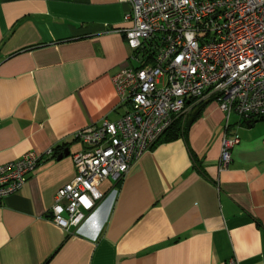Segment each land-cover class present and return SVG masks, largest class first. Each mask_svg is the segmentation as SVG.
I'll list each match as a JSON object with an SVG mask.
<instances>
[{
    "label": "crops",
    "instance_id": "0c3cea01",
    "mask_svg": "<svg viewBox=\"0 0 264 264\" xmlns=\"http://www.w3.org/2000/svg\"><path fill=\"white\" fill-rule=\"evenodd\" d=\"M118 0H0V164L53 155L0 202V264H264V119L235 115L240 141L219 170L224 113L212 98L187 132L155 144L77 231L49 217L75 175L74 133L126 109L112 81L135 64ZM195 103L191 104L192 107ZM68 149L69 153L58 158Z\"/></svg>",
    "mask_w": 264,
    "mask_h": 264
},
{
    "label": "built area",
    "instance_id": "2783aa9c",
    "mask_svg": "<svg viewBox=\"0 0 264 264\" xmlns=\"http://www.w3.org/2000/svg\"><path fill=\"white\" fill-rule=\"evenodd\" d=\"M134 65L116 71L112 81L125 112L103 118L74 133L86 148L72 155L74 177L57 189L49 217L77 231L129 167L150 150L172 121L190 105L212 98L224 113L219 170L228 167L239 143L229 134L234 113L240 119L264 117V0H118ZM53 155L27 151L0 164V202L17 192L26 177ZM225 264H240L232 256Z\"/></svg>",
    "mask_w": 264,
    "mask_h": 264
},
{
    "label": "trees",
    "instance_id": "16d2710c",
    "mask_svg": "<svg viewBox=\"0 0 264 264\" xmlns=\"http://www.w3.org/2000/svg\"><path fill=\"white\" fill-rule=\"evenodd\" d=\"M203 106L202 100L196 102L190 109L183 115L176 117L170 126H168L164 132L160 135L159 139L156 141L155 144H158L160 142L169 141L172 139H175L179 136L184 135L188 127L191 125V123L198 118V116L201 113ZM264 119V117L256 118V120ZM248 123H251L254 121V119H251L250 121L244 120Z\"/></svg>",
    "mask_w": 264,
    "mask_h": 264
},
{
    "label": "water",
    "instance_id": "95a60500",
    "mask_svg": "<svg viewBox=\"0 0 264 264\" xmlns=\"http://www.w3.org/2000/svg\"><path fill=\"white\" fill-rule=\"evenodd\" d=\"M68 153H69V151H68V149L66 148V149H64V150L58 155V158H61L63 155L68 154Z\"/></svg>",
    "mask_w": 264,
    "mask_h": 264
},
{
    "label": "rangeland",
    "instance_id": "374dc122",
    "mask_svg": "<svg viewBox=\"0 0 264 264\" xmlns=\"http://www.w3.org/2000/svg\"><path fill=\"white\" fill-rule=\"evenodd\" d=\"M234 116H235V114L233 113V114L231 115L230 119H232Z\"/></svg>",
    "mask_w": 264,
    "mask_h": 264
}]
</instances>
